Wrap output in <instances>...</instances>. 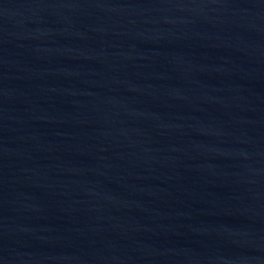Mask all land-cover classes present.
I'll list each match as a JSON object with an SVG mask.
<instances>
[{"label": "water", "instance_id": "1", "mask_svg": "<svg viewBox=\"0 0 264 264\" xmlns=\"http://www.w3.org/2000/svg\"><path fill=\"white\" fill-rule=\"evenodd\" d=\"M0 264H264V0H0Z\"/></svg>", "mask_w": 264, "mask_h": 264}]
</instances>
